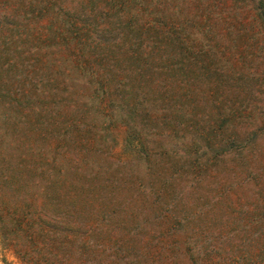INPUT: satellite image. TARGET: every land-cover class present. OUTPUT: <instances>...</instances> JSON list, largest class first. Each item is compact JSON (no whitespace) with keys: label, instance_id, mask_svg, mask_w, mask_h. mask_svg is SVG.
<instances>
[{"label":"rangeland","instance_id":"rangeland-1","mask_svg":"<svg viewBox=\"0 0 264 264\" xmlns=\"http://www.w3.org/2000/svg\"><path fill=\"white\" fill-rule=\"evenodd\" d=\"M0 4L13 21L29 13L26 28L35 29L34 47L20 41L23 54L10 50L8 56L23 57L9 69L11 82L26 90L25 74H31L29 82L44 91L39 103L48 108L52 90L68 84L70 115L97 90L94 102L108 116L102 125L75 131L62 152L72 177L84 184L90 212L84 218L94 222L95 234L84 239L69 232L56 253L58 234L48 231L41 241L26 217L18 230L0 229V264H191L190 257L203 253L211 264H264V0ZM61 21L70 24L63 28ZM47 25L57 29L59 41L49 38ZM182 51V65L174 67ZM64 70L71 71L68 79ZM120 99L124 108L116 104L111 111V101ZM33 107L17 112L32 118ZM39 143L47 147L49 140ZM158 148L166 152L156 156ZM24 207L16 212L13 203L4 204L5 219H21L29 210ZM47 211L53 220V206ZM83 240L85 255L77 247Z\"/></svg>","mask_w":264,"mask_h":264},{"label":"trees","instance_id":"trees-1","mask_svg":"<svg viewBox=\"0 0 264 264\" xmlns=\"http://www.w3.org/2000/svg\"><path fill=\"white\" fill-rule=\"evenodd\" d=\"M1 5L3 4H0V12L3 13L0 15V229L3 230L4 227H10L13 230H18L21 222L24 221L26 217H30L31 222L28 224V227L35 230V234L37 237L40 236L41 241H45L48 231H51L49 234H58V240L61 242H55L57 243L55 252L58 253L57 250L61 251L63 248L60 237L68 240L67 233L70 232L71 235L76 237L77 234L79 237L85 235L84 239L91 234H95L94 222L91 219L84 218L87 213H90L86 207V203L89 204V202H87L88 195L83 192L84 184L80 178L77 177L76 180L72 177L73 169L71 170L70 167L66 166L68 163L65 162L69 158H65L62 152L68 148L67 144L72 137V134L76 133L75 131H87V129L92 126L97 127L96 124H94L97 122L99 125H102L105 121H108V116L105 115L106 113L101 109L102 105L100 103L97 104V101V107H95L94 110L91 109L93 108V104L96 106L94 99L96 98L95 100H97L99 96L96 94L97 90H92L91 97L85 99L84 102L79 104L75 103L72 108V114L70 115L67 106L72 107L74 101L72 102L68 97V91L71 90V87L65 82L62 88L59 89L57 86V88L53 89L50 93V95H52L50 98V108L39 103L41 100L40 95L44 94V91L40 90V84L38 81L35 82L33 80V85L32 82H29L31 74H25L24 81H27L26 90L17 88L15 84L11 82L9 79V69H11L10 67L15 68L17 64L20 63L19 58L23 57L19 55L18 58L15 54L8 56L10 50L14 47L12 50H15L18 54H23L25 51H22V49L17 46L20 41L25 42L26 44L28 43L27 45H29L30 48H32V46L34 47L36 42L31 40L30 36L33 35L35 29L26 28L27 25H25V22L30 21L28 17L30 16L29 13L26 14L27 19L22 16H16V19L19 20L13 21L14 19H9V16L5 13L7 7L4 6L1 8ZM13 17L14 16L11 18ZM61 23H63V25L59 26L66 28L65 26L68 25L69 22L61 21ZM71 27L72 26H70L69 29H71ZM97 27L99 26L96 25L92 29L93 32L89 30L88 32L93 34L94 31H97ZM45 28L46 30L44 31L49 32L50 39L54 38L55 41H59L56 39L58 36L54 34L57 31L54 26L47 25ZM58 31L63 35L62 30ZM15 33L18 34L16 35ZM92 44L93 48L96 47L94 42H92ZM49 46H47V48ZM164 55L163 58H166L168 61L171 60V54L165 53ZM184 55H186L185 52H180L177 56V61L174 59L172 65L174 67L181 66L180 59L183 58ZM194 55L195 53L192 51L188 59L192 61L195 58ZM34 60L36 61V59H31L30 66L27 64L29 61L26 60L25 63L30 68L34 66ZM61 61L65 62V60ZM22 64H24V62ZM52 70L61 72L60 68ZM80 70V72H84V69L81 68ZM67 71L65 72L64 70L63 74L66 79L69 78L68 76L71 72L70 70ZM72 73L76 74L74 78L75 81H77L80 77L78 71ZM32 86L34 89L40 90V94H31L29 91ZM10 87L13 91H9ZM3 88H6L7 90L3 91ZM113 101H111L109 107L111 111L113 108L117 107L116 104L121 105V108H124L121 99L115 102ZM128 101L129 100L124 101L125 106L128 105ZM31 105H34L32 110L37 111V113L33 112L34 118H28L26 117V113H24L28 111L26 107ZM129 107L131 111L136 109V106L129 105ZM10 108L16 110V112L11 111ZM17 110H23L24 112L19 113ZM147 112H149V110H147ZM126 117L131 120L128 116ZM183 117H185L184 114ZM121 120L125 121L124 118H121ZM131 121V129H137V124L139 123H137L136 120ZM89 124L90 126L86 127ZM140 128V130L143 129L142 126ZM31 134L35 136H32ZM145 136L150 137L148 129H146ZM45 139L49 140L50 143H48L47 147L42 146L39 143V141L42 142ZM175 148L176 146H174V149ZM164 151L165 150L158 148L155 155H160V153L163 154ZM94 157L95 154L92 158ZM87 161H89V164H93L91 158L88 157ZM87 161L81 159L80 163L83 165ZM168 163L169 162L163 164L161 168L165 169V171L169 170L171 165ZM77 174H83L82 169L78 170ZM71 182L73 183L72 185ZM32 195L34 197L31 198V200L29 196L31 197ZM41 198L43 199V202L40 204L36 203V206L34 203L38 202ZM6 203H13L17 209L15 210L16 212L18 210H25L24 206L29 208V210L27 209L25 214L21 216V219L15 216H13V219H5L8 208H3ZM49 206H53L55 211L57 210L50 214V217L53 220L48 218L49 214L47 215V207ZM98 217L102 220L100 216ZM78 220L83 221V223L87 221L88 223L85 224L86 226H81L82 229H80L76 226ZM6 221H9L10 225L9 223L7 224ZM51 221L53 223H51ZM28 239H30L29 236L25 238V240ZM84 242L85 240L80 241L79 243H81V246L77 247L78 252L85 255L89 244H84ZM96 247L98 248L101 246L96 245ZM190 259L191 264H198V261H201V264H211V258L206 253H203L198 260L193 259L192 257H190Z\"/></svg>","mask_w":264,"mask_h":264}]
</instances>
